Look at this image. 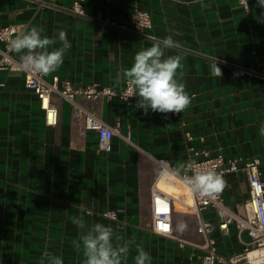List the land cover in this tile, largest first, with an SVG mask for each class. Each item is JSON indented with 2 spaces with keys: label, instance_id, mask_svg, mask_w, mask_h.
<instances>
[{
  "label": "crops",
  "instance_id": "obj_1",
  "mask_svg": "<svg viewBox=\"0 0 264 264\" xmlns=\"http://www.w3.org/2000/svg\"><path fill=\"white\" fill-rule=\"evenodd\" d=\"M73 1L42 0L41 6L36 0H0V28L36 27L42 36L56 39L49 50L61 46L58 34L65 32L71 47L46 80L56 75L76 88L96 83L117 90L125 87L123 73L135 54L171 36L178 44L165 50V56L181 57L176 78L191 103L176 118L151 110L145 115L134 97L130 103L76 97L77 105L107 125H119L112 150L100 152L96 132L83 127L69 102L53 98L57 123L47 126L38 98L25 88L24 74L0 71V264H42L45 252L62 257L63 264H85L82 246L76 247L84 229L74 223L81 215L87 228L95 223L112 226L114 246L128 242L121 264H135L141 248L150 264H199V253L190 258L191 245L199 243L200 236L189 207L177 214L175 238L151 231L156 160H168L171 170L181 174L192 148L226 160L258 158L264 182V22L257 19L261 9L256 0H248L247 9L238 0H84V16H78L71 12ZM135 8L151 16L146 37L121 27L129 25ZM233 68L248 73L234 77ZM184 131L193 139L187 141ZM221 181L225 205L241 212L249 197L244 171ZM158 187L177 197L181 182L166 173ZM107 211H116V220L99 216ZM198 216L211 224L221 255L230 258L242 252L234 227L223 235L213 210Z\"/></svg>",
  "mask_w": 264,
  "mask_h": 264
},
{
  "label": "built area",
  "instance_id": "obj_2",
  "mask_svg": "<svg viewBox=\"0 0 264 264\" xmlns=\"http://www.w3.org/2000/svg\"><path fill=\"white\" fill-rule=\"evenodd\" d=\"M41 6L42 0H36ZM56 2V0H50ZM84 0H74L71 12L74 15L84 16ZM239 5L247 9L249 6L245 0H238ZM115 26V23H111ZM123 30H132L135 34L146 37L152 28V21L149 12L135 8L131 14L129 25L121 26ZM21 32L20 26L7 25L0 28V71L19 72L24 74L25 88L31 90L40 102V107L45 113L47 126H55L58 118V107L53 102L54 97H59L72 105L75 117L81 119L86 130H92L97 134V147L100 152H110L113 148V138L119 134V125H107L96 113L80 107L75 103V98L83 96L91 102L109 101L119 98L130 103L133 97H128L127 84L117 90L110 87H99L93 83L86 87L76 88L68 80L60 81L54 75L50 80H46L45 75L36 74L30 70H25L20 63V56L13 55L10 47L11 41ZM218 72L219 66L215 64ZM231 73L234 77H242L248 72L243 68H233ZM0 87L3 84L0 83ZM178 118L179 114L172 113ZM187 141L193 139L190 132L184 131ZM188 166L181 174L171 170L168 160L158 159L159 174L152 186L150 205V228L155 234L175 238L177 227V214L180 209L190 207L200 215L204 210L211 209L218 218V226L223 235H229L231 227L237 232L238 240L243 246L242 252L236 256L226 258L218 251L217 242L211 237V224L206 221H199L195 229L200 236L199 243H192V259L199 253V264H264V182L260 170V160L252 158L242 161L241 159L226 160L223 155L212 157L205 150L190 149ZM244 171L248 185V200L242 205V211L233 212L227 207L222 199V189L208 187L203 190H194L186 183V178L196 173L213 172L222 179L225 175ZM169 173L181 182V191L177 197L165 193L158 187L162 175ZM189 205V206H188ZM94 215L92 212H87ZM100 217L116 220V211H107L99 214ZM248 237V241L244 240ZM258 252L257 255L254 253ZM251 254L255 256L251 257Z\"/></svg>",
  "mask_w": 264,
  "mask_h": 264
},
{
  "label": "clouds",
  "instance_id": "obj_3",
  "mask_svg": "<svg viewBox=\"0 0 264 264\" xmlns=\"http://www.w3.org/2000/svg\"><path fill=\"white\" fill-rule=\"evenodd\" d=\"M247 4V0H245ZM256 7L261 9L257 19L264 22V0H256ZM58 39L60 47H49L56 44L55 38L42 36L41 32L32 27L22 30L11 41V49L20 56L21 66L36 74L47 75L59 68L63 63L65 52L71 47L65 32L60 31ZM178 44L171 36L154 42L150 47L138 51L132 65L123 73L126 78L128 97L136 98V106L147 115L153 113L179 114L191 103L183 83L178 82L177 70L181 68L179 55L165 56V50ZM264 134V127L261 128ZM186 183L194 190H203L222 183L220 177L213 172L196 173L186 178ZM87 211L82 209V212ZM74 223L84 229L80 242L76 244L83 248L85 264H121L129 251L127 241L114 246V229L101 223H95L90 228L84 223L81 215ZM42 264H63L62 257L45 252L41 258ZM135 264H150V256L142 248L138 250Z\"/></svg>",
  "mask_w": 264,
  "mask_h": 264
},
{
  "label": "bare ground",
  "instance_id": "obj_4",
  "mask_svg": "<svg viewBox=\"0 0 264 264\" xmlns=\"http://www.w3.org/2000/svg\"><path fill=\"white\" fill-rule=\"evenodd\" d=\"M188 206H189V205H188ZM189 209H190V210L196 215L197 222L199 223V216H198V214L196 213V211H195L194 209L190 208V207H189ZM254 254L257 255L258 252H255ZM254 254H251V257L255 256Z\"/></svg>",
  "mask_w": 264,
  "mask_h": 264
},
{
  "label": "rangeland",
  "instance_id": "obj_5",
  "mask_svg": "<svg viewBox=\"0 0 264 264\" xmlns=\"http://www.w3.org/2000/svg\"><path fill=\"white\" fill-rule=\"evenodd\" d=\"M219 246L221 247V245H218V249H219ZM220 252V251H219Z\"/></svg>",
  "mask_w": 264,
  "mask_h": 264
},
{
  "label": "snow or ice",
  "instance_id": "obj_6",
  "mask_svg": "<svg viewBox=\"0 0 264 264\" xmlns=\"http://www.w3.org/2000/svg\"><path fill=\"white\" fill-rule=\"evenodd\" d=\"M213 187H217V186H213Z\"/></svg>",
  "mask_w": 264,
  "mask_h": 264
}]
</instances>
